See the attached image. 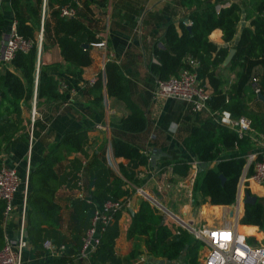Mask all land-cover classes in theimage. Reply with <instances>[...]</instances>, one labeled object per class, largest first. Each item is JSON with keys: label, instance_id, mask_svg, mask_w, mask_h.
Segmentation results:
<instances>
[{"label": "trees", "instance_id": "trees-1", "mask_svg": "<svg viewBox=\"0 0 264 264\" xmlns=\"http://www.w3.org/2000/svg\"><path fill=\"white\" fill-rule=\"evenodd\" d=\"M196 1L198 9L191 14L192 25L182 23L180 33L173 23H169L164 34V43L161 45L160 42H155L153 53L156 61L148 64L149 70L161 80L178 75L182 69L196 70L201 83L208 85L211 90L208 102L211 113L228 111L233 117L248 116L253 120L255 128L264 131L259 115L250 109V101L260 98L250 85L253 75L259 76L261 93L264 94V71L262 73L254 71L258 66L264 67V0H258L256 3L257 14L251 25L243 27L240 38L233 47L216 44L210 39V34L214 29L220 28L224 40L232 42L240 22L242 12L240 5L233 3L218 10L216 4L210 0ZM42 5L43 0H11L19 33L28 38L34 37L35 29L40 24ZM65 5H77L76 0H47V6L52 10L55 20L54 37L61 48L64 60L72 68L87 66L92 62L89 48L92 42H98V38L85 24L81 14L71 18L61 16L60 8ZM9 14L0 10V36L9 28ZM85 44L89 46L86 47ZM231 48H235L236 52L228 66L232 70L237 67H241L242 70L238 73V81L226 87L218 70ZM191 61H196L198 65L193 67ZM10 64L14 70L2 68V65L6 64L0 62V148L3 141H9L20 128L23 121L21 103H28L33 98L35 87L38 100L65 96L59 92V81L55 76L59 63L41 64L38 68L37 45L28 52H17ZM91 86L96 100L103 99L105 88L108 96L125 101L130 113L120 120L116 128L123 132H140L146 128L148 122L146 113L133 101L128 79L118 63L107 62L105 73H101ZM5 113H15L16 120L12 121ZM216 116L211 115L205 122L192 125L185 142L201 165H206V169L197 175L194 195L199 194L204 201L209 198L214 205H230L236 201L240 177L248 160L247 154L253 149V145L250 135L239 136L236 130L219 123ZM87 132L88 129L84 127L67 131L61 139L48 146L43 159L29 170L26 239L32 244L34 251H40L45 255L49 252L44 247L47 238H51L58 245L66 246L62 255L50 259L51 264H82L77 256L83 245V234L91 226L95 209L108 199L118 200L131 195L135 189L123 187V176L139 185L141 181L137 177V169L150 163L149 156L142 153L138 145L122 138H114L112 148L115 157L128 159L127 166L121 165L122 176L116 175L108 166L110 164L105 147L96 151L85 163L77 157L70 159L66 170L59 173L58 165L67 160L70 154L82 152L86 155L85 146L90 139ZM167 165H172L174 172L184 178L188 175L191 164L180 158L167 160L162 167ZM83 168L88 173L89 182L86 183L88 197L73 204L75 224L71 229L72 241L67 242V237L60 228L61 206L56 201V192L63 185L78 188L79 171ZM221 174L226 177L224 182ZM245 190L256 194L258 199L254 204L245 205L240 223L258 225L264 229V197L259 196L264 195V189L255 183H247ZM89 198L92 199V203L88 202ZM5 207V201L0 200V250L6 242V231L3 226ZM203 211L222 213V208L204 207ZM120 216L121 210L115 214L112 223L102 233L101 243L91 257L95 264L132 262L115 254V239L119 234L117 222ZM240 228L243 233H255L257 229L255 226ZM142 232L148 236V250L152 254H162V251H159L162 248L163 253L173 259L184 246L179 241L167 243L168 234L164 226L158 228L147 226ZM201 246H205V243L198 241L197 247L189 248L188 264H201L196 250Z\"/></svg>", "mask_w": 264, "mask_h": 264}, {"label": "crops", "instance_id": "crops-1", "mask_svg": "<svg viewBox=\"0 0 264 264\" xmlns=\"http://www.w3.org/2000/svg\"><path fill=\"white\" fill-rule=\"evenodd\" d=\"M210 1L216 4L218 10L233 3L240 5L242 10L240 22L232 42L224 40L220 28L214 29L210 34V39L216 44L233 47L239 40L243 27L251 25L252 19L257 14L255 7L258 0ZM76 4L78 14H81L85 24L98 38V42L92 43L105 44L101 46L92 44L89 48L92 62L87 66L72 68L64 60L61 48L54 37L55 20L52 10L49 9L50 14L45 20L42 47L40 51L38 49L37 67L39 68L41 64L59 63L55 76L59 81V92L65 96L38 100L35 87L33 98L28 103H21L23 121L20 128L9 141H3L0 148V166L13 167L18 171L22 179L21 190H23L27 171L43 159L48 146L61 139L67 131L84 127L88 129L90 138L85 146L86 155L82 152L70 154L67 160L58 165L59 173L66 170L70 159L77 157L85 163L96 151L105 147L108 156L111 157V166H108L116 175L122 176L121 165L127 166L128 159L115 157L112 148L113 139L122 138L138 145L142 153L149 156L150 163L137 169V177L141 181L139 185L123 176V187L135 191L122 198L125 199L126 205L121 210L117 222L119 234L115 239V254L121 259H130L132 261L130 264H188L189 248L197 247L200 241L196 239L192 227L218 224L215 221L210 222L209 212L205 213L204 207L210 209L227 206L214 205L209 198L206 201L202 200L199 194L194 195L195 184L190 189L186 184L191 175L192 163L197 159L194 152L187 147L186 137L192 125L205 122L212 114L210 110L194 112L188 103L178 99L156 96L154 91L157 77L149 70L148 64L156 61L153 46L155 42H160L161 45L164 43L168 24L173 23L181 33L182 23L188 25L191 14L198 9V3L196 0H76ZM0 10L10 13L8 15L10 25L0 36L1 43L17 19L12 10L11 0H0ZM41 18L42 10L40 24L36 27L33 37L37 41L40 37ZM29 22L31 23V20ZM109 61L119 64L128 79L133 101L146 113L147 126L140 132H123L116 128L120 120L130 113L124 100L108 96L105 88L103 99H95L91 81L93 78L98 79L101 73H105ZM193 64L194 67L198 65L196 62ZM223 64L218 70L219 75L223 78L224 85L229 87L238 81V73L242 68L237 67L232 70L228 65ZM2 66L14 70L11 64ZM254 71L262 73L264 67L258 66ZM61 83H66L67 87H62ZM250 109L259 115L264 128L263 99L254 98L250 101ZM5 114L12 121L16 120L15 113ZM253 129L252 137H255L251 140L253 149L247 156L257 154L260 157L264 153V131L254 126ZM180 158L186 159L191 164L189 173L184 178L174 172L172 165L162 167L165 161ZM203 167L205 168L206 165L200 167L198 174L203 171ZM79 173L84 189L63 185L56 192V201L61 206L60 228L66 235L67 242L72 241L71 229L75 224L73 204L82 199V194H88L86 190V183L89 182L88 173L85 168ZM260 187L264 189V185ZM21 194L20 191L16 197L14 211L5 216L3 226L6 239L16 240L19 236ZM226 210L232 218L235 208L230 206ZM225 212L224 217H226ZM243 213H239L238 225L256 226L241 224ZM234 219L236 222L237 214ZM181 220L187 223V226L183 225ZM224 222H228V219L222 223ZM147 226L157 228L164 226L168 234L167 243L179 241L184 245L180 248L179 254L170 259L163 253L162 248L159 250L162 254L150 253L147 245L148 236L142 232ZM196 250L201 263L208 249L205 245ZM58 256H52L50 252L45 255L40 251H34L32 244L29 243L24 252V264H51L50 259ZM80 260L82 264H90L91 261L87 257Z\"/></svg>", "mask_w": 264, "mask_h": 264}, {"label": "built area", "instance_id": "built-area-1", "mask_svg": "<svg viewBox=\"0 0 264 264\" xmlns=\"http://www.w3.org/2000/svg\"><path fill=\"white\" fill-rule=\"evenodd\" d=\"M48 14H50V10L47 6V0H43L40 37L38 41L34 38L25 37L19 33L17 28L18 22H13L9 33L0 43V62L2 64H10L16 57L17 52H28L34 45H38L40 51L45 30V20ZM60 14L66 18L77 17L78 6H62L60 8ZM188 25H192V20L188 22ZM92 44L101 46L105 43L99 42ZM193 62L196 61H191L194 67ZM96 80L97 78H93L91 84L95 83ZM250 85L257 94L261 93L262 87L258 75H253L250 80ZM61 86L66 88L67 84L61 83ZM154 94L160 97L184 101L191 106L194 112L210 110L208 102L211 90L208 85L201 83L196 70L182 69L178 75L170 77L167 80L157 78ZM211 114L217 115L216 120L219 123L228 125L236 130L239 136L242 137L248 134L251 136V140L255 139V137H252L254 129L250 117H233L228 111H224L223 113L212 112ZM32 137L33 136H31V139ZM107 159L111 166V157L108 156V154ZM201 166V162L198 159L192 163L191 175L186 182L189 189L195 184V179ZM28 178L29 170L25 176V187L21 190L22 179L18 171L13 167L0 166V200L6 203L5 216L14 211L16 207V197L20 191L22 193L19 236L16 240L6 239L3 248L0 250V264H24V252L29 244L26 239L25 228ZM247 183H255L260 186L264 185V153L261 158H259L257 154L248 156L247 163L244 166L238 184L236 197L238 204L237 206L235 204L231 205V208H235L234 212H232V218L229 216L228 222L212 226L192 227V232L196 239L204 242L208 249L201 264H264V229L256 225L255 227L257 229L255 233H243L238 228V216L241 212L240 206L244 199ZM78 185L79 189L83 188L81 177L78 180ZM82 195V198L88 197V194ZM88 202L92 203V199L89 198ZM125 205V199H108L100 207L95 209L91 226L83 234V245L77 256L78 259L86 257L91 259L93 253L98 249L101 243L102 233L112 223L115 214L123 210ZM227 207H230V205H227L226 208ZM235 214H237L236 222H234ZM181 223L187 226V223H184L182 220ZM44 247L52 256L62 255L66 250L65 244L58 245L51 238H47L44 241ZM90 264L95 263L90 261Z\"/></svg>", "mask_w": 264, "mask_h": 264}, {"label": "water", "instance_id": "water-1", "mask_svg": "<svg viewBox=\"0 0 264 264\" xmlns=\"http://www.w3.org/2000/svg\"><path fill=\"white\" fill-rule=\"evenodd\" d=\"M85 46L88 47L89 45L85 44ZM235 52H236L235 48H231L230 49V52H229L228 56L226 57V59L224 61V64H223L224 66H226V65H228L230 63V61L232 60ZM259 97L264 100V94L263 93H260ZM0 104H1V92H0ZM205 168L203 167L202 170H204ZM220 177L222 179V182H224L226 180V177L223 174H221ZM257 199H258V196L256 194H251L250 192L245 191L244 192V199H243V201L241 203V207L243 206V209H244L246 204H254L257 201ZM233 204H235L237 206L238 200L236 199L235 203H232L231 205H233Z\"/></svg>", "mask_w": 264, "mask_h": 264}, {"label": "rangeland", "instance_id": "rangeland-1", "mask_svg": "<svg viewBox=\"0 0 264 264\" xmlns=\"http://www.w3.org/2000/svg\"><path fill=\"white\" fill-rule=\"evenodd\" d=\"M25 9V8H24ZM47 20V19H46ZM37 47H38V45H37ZM259 196L260 197H264V195H261V194H259ZM230 206H231V204H230ZM221 207V206H220ZM222 208V212L224 211H226L225 212V214H226V217H224V215H223V213H221V214H218V213H209L208 215H209V220H210V222H216V223H218V224H220V223H222L223 221H225V219H228V217H229V212H228V210H225L226 209V207H221ZM233 208V207H232ZM241 212L243 213V206H242V210H241ZM223 215V216H222ZM208 221V220H207ZM198 248H200V247H198ZM197 248V249H198Z\"/></svg>", "mask_w": 264, "mask_h": 264}, {"label": "bare ground", "instance_id": "bare-ground-1", "mask_svg": "<svg viewBox=\"0 0 264 264\" xmlns=\"http://www.w3.org/2000/svg\"><path fill=\"white\" fill-rule=\"evenodd\" d=\"M185 188H187V187H185ZM240 209H241V206H240ZM239 228V230L241 231V228H240V226L238 227ZM242 232V231H241Z\"/></svg>", "mask_w": 264, "mask_h": 264}]
</instances>
